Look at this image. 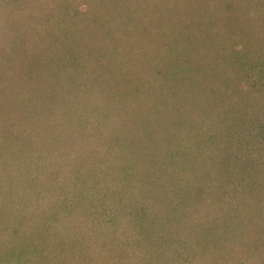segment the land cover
Here are the masks:
<instances>
[{
	"label": "rangeland",
	"instance_id": "1",
	"mask_svg": "<svg viewBox=\"0 0 264 264\" xmlns=\"http://www.w3.org/2000/svg\"><path fill=\"white\" fill-rule=\"evenodd\" d=\"M0 137L22 264H264V0H0Z\"/></svg>",
	"mask_w": 264,
	"mask_h": 264
},
{
	"label": "trees",
	"instance_id": "2",
	"mask_svg": "<svg viewBox=\"0 0 264 264\" xmlns=\"http://www.w3.org/2000/svg\"><path fill=\"white\" fill-rule=\"evenodd\" d=\"M125 4V3H124ZM124 4L122 5V6H124ZM146 6V5H145ZM125 9L124 8H122L123 10H125V13H124V11H119L120 12V14H123L124 13V15L126 16V14H130V12H133V15H131V19H130V21L128 22V21H123V20H127L128 18H130L129 16H123L122 15V17L123 18H121V16H119V15H116L117 17H116V19L117 18H121V20L123 21V22H125V24H124V26H126V28H129V31H134L135 29H134V27L136 28V26H137V24L139 23V25H140V29H139V35L142 33V36H140V39H141V37H142V40L144 41V42H146V40H148V41H150V40H152L151 39V34L149 33V31L148 30H150L151 31V33H153V32H155L156 31V33L158 32L157 30L158 29H160V28H162V21H164L165 22V20L166 19H164V18H159V19H156V13L154 14V15H151L150 16V18H151V20H149L148 19V22H150V25H149V23H145V24H143V20H142V17H141V14L142 13H140L141 11L139 10V12L137 11V7H133L132 6V1H130V3H126L125 4ZM137 8V9H136ZM130 10L129 12H127V10ZM143 10L144 11H146V12H148V10L149 9H147V7H145V8H143ZM134 11H137V14H135V12ZM149 12H150V10H149ZM125 18V19H124ZM168 19H169V16H168ZM169 24V23H168ZM169 27V25L167 26V27H164V28H168ZM163 31V30H162ZM148 32V33H147ZM262 33V32H261ZM164 37H166V36H164ZM164 37H160V38H158V39H160V40H164ZM141 40V41H142ZM142 41V42H143ZM143 42V43H144ZM178 42V41H177ZM176 41H175V43H177ZM164 41H163V45H161L160 47H164ZM13 51H15V50H13ZM236 51V50H235ZM16 52V51H15ZM241 52V51H240ZM24 54H25V51H24ZM23 60H24V55L22 54V55H20V57L19 58H14V60H13V64L15 65V66H18L19 68H21V67H24V66H26V64H27V62H23ZM10 61H12V60H10ZM29 63H31V61H28V64ZM31 68V67H30ZM161 70V69H160ZM159 70V71H160ZM182 70H183V68H182ZM159 71H156V73H159ZM252 71H254V69H252ZM158 81H160V80H158ZM160 82H162V81H160ZM171 88L173 89L174 87L172 86V87H170L169 88V91L168 90H166V92H170V90H171ZM177 90V89H176ZM201 95V93L198 95V96H196L195 97V99L196 100H194V101H192V103H191V105L192 104H194V106H193V109H192V116L196 119V118H198V119H202V118H200V117H202V116H204V115H207V112H209L210 110H208V107H205V108H202L201 107V105H199V104H197V98L199 97ZM168 96V95H167ZM199 102V101H198ZM15 106H16V104H15ZM14 106V107H15ZM196 106H199L198 108L196 107ZM13 107V108H14ZM194 107H196L197 108V110H195L194 109ZM9 108H11V105H10V107ZM11 111H13V109L11 108L10 109ZM194 110V111H193ZM200 110H202V111H200ZM13 112H16V110L15 111H13ZM20 112V111H19ZM19 112L18 113H11V118L10 119H12V122L14 123V120L16 119L15 118V116L17 117V118H19V119H17V123H15L16 125H13V127L12 128H14L13 129V132H14V135L13 134H11V137L10 138H13V140H12V142H8L7 143V141L6 140H2V143H7V144H9L10 146H6L7 148H8V150L9 151H11V152H15L18 148H19V141H22V138H24V137H21L22 136V134L26 131H24V124H25V116L26 115H22V113H20L19 114ZM197 113V115H199L200 117H196V114ZM14 115V116H13ZM23 116V117H22ZM20 117H22V118H20ZM204 117H206V116H204ZM203 117V120H206L207 118H204ZM32 124H34L33 122H32ZM201 124V123H200ZM224 130H228V132H231L232 133V136L234 135V133L237 131L236 129H233L232 131L231 130H229V129H224ZM28 135V134H27ZM225 135V134H224ZM223 135V136H224ZM206 136V138L208 137L210 140H212V136H211V134H209V131L207 130V135H205ZM8 140V139H7ZM213 141V140H212ZM0 142H1V137H0ZM6 148V149H7ZM11 148H13V149H15V150H11ZM8 154H9V152H7V150L5 151V149L4 150H2V148H1V150H0V155H2L3 156V158H2V160H1V166L5 163V161L7 160V156H8ZM4 162V163H3ZM7 162V161H6ZM5 166V164L2 166V168L4 169V170H1L0 172L1 173H4V174H6L7 172L5 171L6 169V167H4ZM31 181V180H30ZM20 185V184H19ZM24 184H22V185H20V187L21 186H23ZM15 186V185H14ZM1 187L2 186H0V190H1ZM8 187V186H7ZM25 188V187H24ZM6 192H11V194H12V189H9V190H6V189H4ZM1 192V191H0ZM39 193H41V191L39 190L38 191V194ZM178 193V191H176L175 192V196H176V194ZM178 195H181V193H180V191H179V194ZM24 196L27 198L28 196H26V194H25V192H24ZM39 196V195H38ZM176 199H178V198H175V200ZM0 205H1V203L3 202L4 203V201L5 202H7V203H4V205H8L9 204V199H8V196L7 195H0ZM61 203V202H60ZM64 203V202H63ZM67 205V204H66ZM65 205V206H66ZM171 207H173V205L171 206ZM52 209H50V211H51ZM66 210V209H65ZM64 210V211H65ZM66 212H67V210H66ZM47 213H48V211H47ZM191 215H193V214H191ZM1 216H2V214H1ZM0 216V217H1ZM27 217L29 216L30 217V215H26ZM192 218V217H191ZM191 218H189V220L191 221ZM47 219V220H46ZM45 220H46V222H48V223H50L49 222V219H48V217L46 218ZM172 219V218H171ZM165 222H166V220H165ZM22 222H20V224H21ZM25 225H26V229H25V232H22L21 231V229H19L20 227L19 226H14V228L13 229H8V228H5V231H3V234L2 235H0V264H22V262H23V259H24V255H26V254H28V253H32V254H30L31 256H33V255H35L36 254V251H39L40 253L42 252V251H44L43 249H41V248H43V246L45 245V243L46 242H48V241H51L50 240V237H48V236H45L44 234H46V233H49V232H52V226L50 227L51 229V231H48V230H45V228H48L47 226H44V227H42L43 229H44V234L41 232V230H40V232H39V228L37 227L36 228V225H33L31 228H30V222H26L25 221ZM19 224V225H20ZM23 224V223H22ZM21 224V225H22ZM52 224H53V222H52ZM163 224H166V223H163ZM51 225V224H50ZM10 228H12V227H10ZM41 228V229H42ZM49 229V228H48ZM9 230V231H8ZM44 235V236H43ZM42 237V238H41ZM38 239V241H37V244H38V249L37 248H34L35 250L33 251V252H30L29 251V249H30V246L31 247H36L37 245L36 244H34V243H32L31 241L33 240L34 242H36V240ZM52 239V238H51ZM30 240V241H29ZM39 240L41 241L40 243H38L39 242ZM54 242V241H53ZM39 247H41V248H39ZM8 248V253H7V249ZM6 251V252H5ZM38 252V253H39ZM33 253H35V254H33ZM39 253V254H40ZM24 254V255H23ZM38 254V255H39ZM33 258H35L34 256L33 257H30L29 256V260H32ZM41 258V257H40ZM43 258V257H42ZM26 263H28L27 262V259H26V261H25ZM29 263H31V262H29ZM34 264V263H33ZM41 264H44V263H41Z\"/></svg>",
	"mask_w": 264,
	"mask_h": 264
}]
</instances>
